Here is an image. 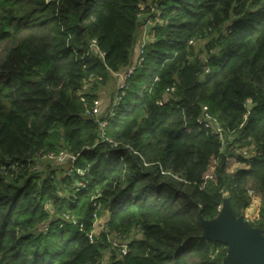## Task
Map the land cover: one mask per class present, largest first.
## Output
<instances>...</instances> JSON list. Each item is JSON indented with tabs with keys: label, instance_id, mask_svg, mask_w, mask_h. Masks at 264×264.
Returning a JSON list of instances; mask_svg holds the SVG:
<instances>
[{
	"label": "trees",
	"instance_id": "1",
	"mask_svg": "<svg viewBox=\"0 0 264 264\" xmlns=\"http://www.w3.org/2000/svg\"><path fill=\"white\" fill-rule=\"evenodd\" d=\"M0 44V264H222L248 190L264 229V0H0Z\"/></svg>",
	"mask_w": 264,
	"mask_h": 264
},
{
	"label": "water",
	"instance_id": "2",
	"mask_svg": "<svg viewBox=\"0 0 264 264\" xmlns=\"http://www.w3.org/2000/svg\"><path fill=\"white\" fill-rule=\"evenodd\" d=\"M199 220L201 239L225 245L223 264H264V229L250 226L243 216L236 217L226 199L214 219Z\"/></svg>",
	"mask_w": 264,
	"mask_h": 264
},
{
	"label": "rangeland",
	"instance_id": "3",
	"mask_svg": "<svg viewBox=\"0 0 264 264\" xmlns=\"http://www.w3.org/2000/svg\"><path fill=\"white\" fill-rule=\"evenodd\" d=\"M50 1V0H45V2ZM152 25V22L150 23L149 21L146 24H142L138 30V36H137V43L134 46V51L137 54V51H139V47L143 44L146 43L151 35L148 32V29L150 28V26ZM9 47L8 44H0V57L3 55V53L5 52V50ZM121 78L119 75L117 74H112L110 79L105 83V84H97L95 86V94L97 96V99L95 101V110L96 113L95 115L98 116L100 115L102 112H104L105 110H107V106L109 105L110 99L111 97L115 96L116 94V89L117 86L120 84ZM92 83L89 82L87 83L86 87L87 89L92 86ZM49 161H53L52 159ZM50 164H54V162H49ZM48 161L46 160H40L38 162V164H41V167L46 166L47 164H49ZM235 166H237L235 163L232 164V168H234ZM256 200L258 201H252L250 206L245 210L244 212V219L247 220L248 222H252L254 221L253 219L255 218V216L258 213L259 207H260V202L259 199L260 196H256ZM225 200V199H224ZM223 203V202H222ZM259 204V205H258ZM222 207V204L220 206V209ZM101 218L99 220H97V224L99 225L101 223ZM105 258H107V256H104Z\"/></svg>",
	"mask_w": 264,
	"mask_h": 264
},
{
	"label": "built area",
	"instance_id": "4",
	"mask_svg": "<svg viewBox=\"0 0 264 264\" xmlns=\"http://www.w3.org/2000/svg\"><path fill=\"white\" fill-rule=\"evenodd\" d=\"M143 44H144V43H143ZM143 44H142V45H143ZM142 45H141V46H142ZM141 46H140L139 48H141ZM117 75H119L120 78H121L120 84H119L118 86H119V88H122L123 85H124L123 82H124L125 76H124L123 74H117ZM119 99H120V96H117V95H116L115 100H114V104H115ZM92 112H93V114L96 113V110H95V103H94V107H93ZM199 123H201V122L199 121ZM202 124H203V127L210 129L211 132L218 134L219 137L221 136V135H220V129H219V127H218V124H216V122H214V120H212L208 115L205 114V118L202 120ZM65 156H66V157L68 156V158H70V159H72V160L74 159L73 156H71V155H66V154H64V153L59 154V156H57L56 159H57V160H62ZM248 194L251 196L252 201H254V202L257 201V200H256V197H255V195H254V193H253L252 190H248ZM257 202H258V201H257ZM259 202L261 203V199H259ZM258 205H259V204H258ZM90 238H91V236H90ZM121 252H122V253H125V246H123V247L121 248ZM222 264H223V263H222Z\"/></svg>",
	"mask_w": 264,
	"mask_h": 264
}]
</instances>
